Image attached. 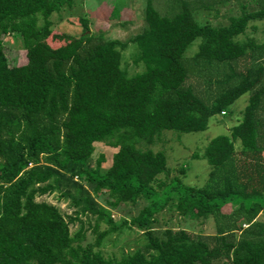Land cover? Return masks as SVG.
<instances>
[{"label":"trees","instance_id":"16d2710c","mask_svg":"<svg viewBox=\"0 0 264 264\" xmlns=\"http://www.w3.org/2000/svg\"><path fill=\"white\" fill-rule=\"evenodd\" d=\"M175 1L178 10L168 17L145 0L143 26L127 40L94 35L79 16L81 34L51 47L44 42L53 37L49 16L73 0H0V264H264V221L256 219L264 213V41L236 37L250 20L264 18V0H253L256 10L228 15L222 26L197 24L188 5L208 11L230 0ZM12 34L21 39L25 64H7L1 36ZM195 38L186 68L182 53ZM129 42L143 64L132 75L120 66ZM206 69H218L208 81ZM189 70L203 76L199 84L209 87L214 78L220 89L204 101L186 83ZM246 91L241 119L228 134L192 153L210 166L206 187L174 181L157 202L155 187L167 184L159 176L168 172L165 156L138 142L149 147L162 130L201 131ZM97 142L116 148L103 170L102 155L89 164ZM52 192L71 202L73 217L35 200ZM139 200L146 203L129 220L108 212ZM169 202L183 217L211 216L215 232L200 237L164 228L155 235L152 214ZM227 205L235 207L224 214ZM78 213L94 216L93 242L81 243L80 228L70 234ZM132 225L141 230L142 247L104 257L102 240Z\"/></svg>","mask_w":264,"mask_h":264},{"label":"rangeland","instance_id":"374dc122","mask_svg":"<svg viewBox=\"0 0 264 264\" xmlns=\"http://www.w3.org/2000/svg\"><path fill=\"white\" fill-rule=\"evenodd\" d=\"M152 7L160 14L170 17L178 10V5L175 0H150ZM240 1V0H239ZM245 1V0H242ZM145 0H73L72 5L62 8L59 12H52L49 16L53 29L52 36L44 40L51 47L63 45L68 41L69 37H77L81 34V25L77 21V17L83 16L88 21V31L94 35L102 36L103 39H118L127 40L133 34L141 30L143 26V9ZM192 17L197 24H202L203 20L207 23L222 24L227 23L228 15H237L239 13V3L230 0L226 5H219L211 8L208 11L203 9H194L189 7ZM66 13L70 15H66ZM215 13V14H214ZM58 35L60 38H54ZM239 39L241 35L236 36ZM97 38V36H96ZM19 35H2L1 43L4 48V53L7 58L9 66L22 65L27 62L26 51L21 46ZM199 38H195L182 53V61L186 68H191L188 64L191 56L197 51V44ZM138 49L135 43L129 42L124 48L120 50L121 60L120 66L126 70L128 75L135 74L143 70L141 62H135V55ZM226 70V67H221ZM218 69H206V81L209 80L211 72H216ZM186 83L191 84L194 88L195 94L204 101L210 99L219 89V83H216L214 78L209 84H199L197 81H202L203 76L198 77V73L189 70ZM208 83V82H207ZM231 83L228 84L229 87ZM208 87V88H206ZM223 87V86H222ZM250 92L246 91L239 95L226 108L225 114L212 115L207 119L205 129L201 131L192 132H178L175 130H162L160 136L155 139L153 145L147 147L144 142L141 143V149L151 148L152 150H160L166 160L167 175L159 174L163 179L164 185L162 189H156L155 195L157 202H160L169 192L174 181H179L181 184L192 187H206L207 173L210 169L207 161L202 157H193L192 153H201L207 142L218 135H226L231 126L235 125L242 115L244 104L247 103ZM207 99V100H206ZM236 151L240 143L238 140L233 142ZM94 150L90 157L89 164L94 165L95 159L102 155L104 161L100 168L105 169L111 161V156L116 150L103 143H93ZM146 146V147H145ZM237 161V157H234ZM175 176L170 182L171 178ZM164 192V193H162ZM159 197V198H158ZM37 201H45L55 205L61 214L67 219L68 216L73 217L74 208L68 199H58L57 192L47 193L36 197ZM99 201V199L97 198ZM146 203L144 200H139L135 205L130 203H120L117 207L108 210L110 216L115 221L121 219L129 220L131 216L135 215L141 207ZM235 206L227 205L222 209L224 214L230 212ZM153 216V233L160 235L164 228H185L192 236L205 237V235L213 234L215 232L216 223L210 216L206 219L186 218L181 216L169 203L164 204L163 207L154 212ZM225 219V218H224ZM256 219L264 221V213L259 212ZM94 216L92 214L76 215V219L69 224V232L73 234L80 228L83 237L81 243L93 242L95 234L93 233ZM105 227V223L98 226V230ZM144 240L141 233L135 225L130 228L122 227L118 231H114L107 235L99 247L104 257L119 258L122 253L142 247Z\"/></svg>","mask_w":264,"mask_h":264},{"label":"crops","instance_id":"0c3cea01","mask_svg":"<svg viewBox=\"0 0 264 264\" xmlns=\"http://www.w3.org/2000/svg\"><path fill=\"white\" fill-rule=\"evenodd\" d=\"M233 1L235 3H239V13L241 12V8L244 9L245 11H252L260 7L259 3L253 0H245V1L233 0ZM249 37H254L257 41H264V18L250 20L247 23V27L245 28L244 33L241 35V38L244 39Z\"/></svg>","mask_w":264,"mask_h":264}]
</instances>
